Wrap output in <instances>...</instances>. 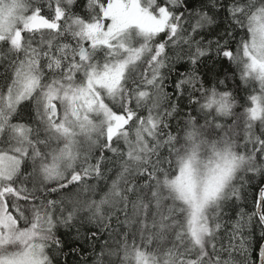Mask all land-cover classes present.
Returning a JSON list of instances; mask_svg holds the SVG:
<instances>
[{
  "label": "snow or ice",
  "instance_id": "snow-or-ice-1",
  "mask_svg": "<svg viewBox=\"0 0 264 264\" xmlns=\"http://www.w3.org/2000/svg\"><path fill=\"white\" fill-rule=\"evenodd\" d=\"M0 264H264V0H0Z\"/></svg>",
  "mask_w": 264,
  "mask_h": 264
}]
</instances>
